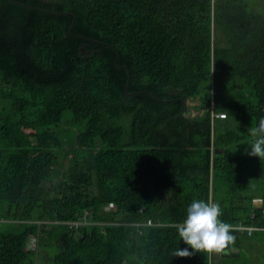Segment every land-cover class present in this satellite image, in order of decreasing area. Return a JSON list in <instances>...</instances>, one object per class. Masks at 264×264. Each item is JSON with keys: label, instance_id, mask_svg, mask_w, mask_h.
Listing matches in <instances>:
<instances>
[{"label": "trees", "instance_id": "16d2710c", "mask_svg": "<svg viewBox=\"0 0 264 264\" xmlns=\"http://www.w3.org/2000/svg\"><path fill=\"white\" fill-rule=\"evenodd\" d=\"M260 117L264 0H0V264H213L174 225L264 227Z\"/></svg>", "mask_w": 264, "mask_h": 264}, {"label": "clouds", "instance_id": "9594fccd", "mask_svg": "<svg viewBox=\"0 0 264 264\" xmlns=\"http://www.w3.org/2000/svg\"><path fill=\"white\" fill-rule=\"evenodd\" d=\"M248 134L252 138L251 151L248 154L264 158V117H260L258 124L248 129ZM221 215L222 210L218 203L193 200L186 210L184 221L174 225L180 240L188 247L176 248L172 255L189 258L194 253L205 256L229 254L236 238L232 235L233 226L223 222Z\"/></svg>", "mask_w": 264, "mask_h": 264}, {"label": "crops", "instance_id": "0c3cea01", "mask_svg": "<svg viewBox=\"0 0 264 264\" xmlns=\"http://www.w3.org/2000/svg\"><path fill=\"white\" fill-rule=\"evenodd\" d=\"M257 239L244 238L240 243L235 240L232 248L238 249V257L243 255L250 264H264V234L260 235L259 241Z\"/></svg>", "mask_w": 264, "mask_h": 264}, {"label": "rangeland", "instance_id": "374dc122", "mask_svg": "<svg viewBox=\"0 0 264 264\" xmlns=\"http://www.w3.org/2000/svg\"><path fill=\"white\" fill-rule=\"evenodd\" d=\"M69 128H70V131L72 133L73 132L75 133V131H77L79 129V128L70 127L69 123H67V122H64V123H62L60 125V130L64 131L63 133L66 134V135H69ZM67 131H68V133H67ZM73 143H74V137L67 139L66 143H65L64 150L61 151V159L59 161L60 163H59V168H58V172H60V175L62 174L61 172L66 170L67 167L69 166V157H71V154H72V148H73L72 144ZM106 209L109 210L110 207H107ZM257 240L259 241V239H257ZM29 246L32 247V248H35V247L38 246V242L34 240V241L29 243ZM57 251L58 250L55 247H51L50 246L48 249H41L40 255H43V252H44V254L46 252H49L50 256H51L50 258H52V257H54L56 255ZM46 255L48 256V253Z\"/></svg>", "mask_w": 264, "mask_h": 264}, {"label": "built area", "instance_id": "2783aa9c", "mask_svg": "<svg viewBox=\"0 0 264 264\" xmlns=\"http://www.w3.org/2000/svg\"><path fill=\"white\" fill-rule=\"evenodd\" d=\"M214 117L219 118V119H225L227 117V115L225 113H222L221 112V113L216 114ZM87 215H88V212H85L84 217L80 220L84 224H87V221H86V216ZM263 215H264V211H263ZM251 217L254 218L255 216L252 215ZM147 225L148 226L153 225L152 221H148L147 222ZM136 226H139V225L137 224ZM233 229L234 230H237V231H248V234H251L252 231H255V230H264V227H258V228H256L252 224L251 225H247L244 222H240L238 225L233 226ZM28 248L29 249H33L32 247L29 246V244H28Z\"/></svg>", "mask_w": 264, "mask_h": 264}, {"label": "water", "instance_id": "95a60500", "mask_svg": "<svg viewBox=\"0 0 264 264\" xmlns=\"http://www.w3.org/2000/svg\"><path fill=\"white\" fill-rule=\"evenodd\" d=\"M13 2H15V1H13ZM15 3L20 4V5L24 6V7L32 8V9L44 10V9H41V8H34V7H31V6H28V5H25V4H21V3H18V2H15ZM44 11H47V12H50V13H54V14H60V15H71L70 13H67V12H62L61 13V12H55V11H51V10H44ZM73 18H74V20H73V22H72V24L70 26V29H69V32L71 34H73L72 29H73V26H74V23H75V20H76V17L75 16H73ZM73 35H75V34H73ZM75 36H78V35H75ZM78 37L83 38L82 36H78ZM238 253H239V250L238 249H233L227 255H224V254L214 255L213 256L214 257L213 264H219L220 257H222V256L224 257V256L231 255L232 257H238Z\"/></svg>", "mask_w": 264, "mask_h": 264}, {"label": "bare ground", "instance_id": "6f19581e", "mask_svg": "<svg viewBox=\"0 0 264 264\" xmlns=\"http://www.w3.org/2000/svg\"><path fill=\"white\" fill-rule=\"evenodd\" d=\"M214 120H216V119H214Z\"/></svg>", "mask_w": 264, "mask_h": 264}]
</instances>
